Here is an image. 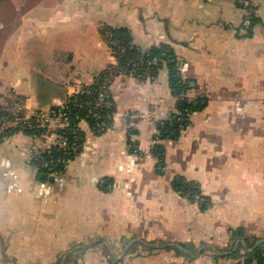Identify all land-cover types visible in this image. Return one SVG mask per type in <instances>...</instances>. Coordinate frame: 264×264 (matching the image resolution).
<instances>
[{
  "label": "crops",
  "instance_id": "1",
  "mask_svg": "<svg viewBox=\"0 0 264 264\" xmlns=\"http://www.w3.org/2000/svg\"><path fill=\"white\" fill-rule=\"evenodd\" d=\"M254 1L251 34L233 0H44L19 18L0 12V95L13 91L26 116L116 63L101 26L126 28L143 50L170 47L181 83L166 64L150 79L115 75L108 128L80 121L82 148L45 179L31 150L53 134H0V264H233L243 239L232 229L264 241V0ZM181 100L202 106L156 154L158 126Z\"/></svg>",
  "mask_w": 264,
  "mask_h": 264
},
{
  "label": "trees",
  "instance_id": "2",
  "mask_svg": "<svg viewBox=\"0 0 264 264\" xmlns=\"http://www.w3.org/2000/svg\"><path fill=\"white\" fill-rule=\"evenodd\" d=\"M256 17H253L251 20V24L248 28L247 34H251V27L255 24ZM104 40L108 43L112 51V55L116 60V65L109 64L104 69L96 74L93 81L90 84L83 85L82 88L71 97L61 106H52L53 110H58L59 108H63L65 112L69 115L68 126L65 128H61L58 132L63 135L68 136V143L71 145L72 139L71 134L73 132H78L82 134L79 129L78 123L80 119L86 117L87 109H86V101L89 100L87 97V90H99V86L106 82L108 85L111 82L112 76L115 74L113 69L116 66L125 65L127 63L128 58L134 57L137 54L144 56L145 58L152 60V71L151 75H155L157 69L162 66V64H166L170 74V81L174 89L181 86V83L178 80L174 79V76L178 74L176 69L177 60L172 52L171 48L167 45L160 44L158 46H152L147 49H140L139 46L134 42L129 31L124 27H108L104 29L102 32ZM186 85V84H185ZM202 104L198 102L196 105L192 102L185 101V104L180 108V114H176L172 116L170 119L163 121L158 129L160 131V137H174L178 134L180 128L185 126L188 121L187 112H193L195 110L200 109ZM108 112L112 113V107L108 110ZM89 122L90 126L93 125V122L90 118H86ZM156 154H160L159 145L154 148ZM63 153L62 150L57 151V146L51 147L50 155L52 157L60 156L62 159H72L78 153L73 150H65ZM51 158L48 157L46 152H43V158ZM32 164L37 168L38 175L45 179L52 170L48 168H42L39 166L38 162L34 159L31 160ZM63 162L59 163L55 170L57 172L63 171ZM48 178V177H47ZM174 186L177 190H179L182 194H187L191 199H195V195L201 197L203 194L201 193L200 187L194 183H185L177 184L174 182ZM206 197V196H205ZM200 208H206V202H199ZM231 238L233 241L238 238H242L243 242H239L238 247L234 250L230 251L228 255L232 256L235 259L233 264H264V241L258 242L257 237L245 236L240 228L232 229Z\"/></svg>",
  "mask_w": 264,
  "mask_h": 264
},
{
  "label": "built area",
  "instance_id": "3",
  "mask_svg": "<svg viewBox=\"0 0 264 264\" xmlns=\"http://www.w3.org/2000/svg\"><path fill=\"white\" fill-rule=\"evenodd\" d=\"M238 6L244 8V18L242 20V28L248 29L251 20L255 17L257 12V6L254 0H233ZM152 60L145 58L144 56L137 54L134 57L128 58L125 65L116 66L113 71L115 74H129L138 76L144 79H150L154 76L151 75L152 71ZM116 65V63L114 64ZM110 84L103 82L99 86V90H87L86 94L89 100L86 101L87 114L86 118H90L93 122L91 128L94 133L101 134L110 125L111 115L108 110L112 107ZM82 86L78 89V91ZM77 91V92H78ZM76 92V93H77ZM0 96V134L10 135L16 132H22L31 136H44L51 132L53 136H56V140L46 148H40L35 146L31 150V160L38 162L42 168H48L51 172L59 174L65 170L67 162L71 159H62L60 156L52 157L50 155L51 147L57 146V151L62 150L65 153L67 149L79 152L82 148L83 135L78 132L71 134L72 143H68V136L58 132L57 129L65 128L68 126L69 115L59 108L53 110L51 107L45 110H38L32 116H26L24 114L20 100H16L11 94L4 97L5 100ZM63 105V104H62ZM62 105H60L62 107ZM79 121V122H80ZM87 121V120H86ZM56 128V130H53ZM43 152H46L48 157L43 158ZM63 162V171L57 172L55 170L59 163Z\"/></svg>",
  "mask_w": 264,
  "mask_h": 264
},
{
  "label": "rangeland",
  "instance_id": "4",
  "mask_svg": "<svg viewBox=\"0 0 264 264\" xmlns=\"http://www.w3.org/2000/svg\"><path fill=\"white\" fill-rule=\"evenodd\" d=\"M38 1H44V0H0V12H4V17H15L19 18L20 15H22L24 12H26L33 4L37 3ZM54 1H60V0H54ZM109 26H101V31L103 32L104 29H107ZM101 32V33H102ZM103 36V35H102ZM106 42V41H105ZM108 45V43L106 42ZM109 47V46H108ZM110 48V47H109ZM111 51V49H110ZM112 52V51H111ZM12 95L16 100H22L20 97H18L13 91H8L3 93L2 96L3 100H5L4 97H7L9 95ZM75 94V93H74ZM112 100V99H111ZM56 129V128H54ZM59 129H57L58 131ZM54 140H56V136H54ZM168 137L161 136L154 142V146L159 145V147H162L161 141L166 140ZM158 143V144H157ZM53 173V172H52ZM51 174V173H50ZM56 174V173H53ZM196 196V195H195ZM202 197V196H201ZM203 199V198H202ZM205 200L206 204L208 203L206 199Z\"/></svg>",
  "mask_w": 264,
  "mask_h": 264
},
{
  "label": "water",
  "instance_id": "5",
  "mask_svg": "<svg viewBox=\"0 0 264 264\" xmlns=\"http://www.w3.org/2000/svg\"><path fill=\"white\" fill-rule=\"evenodd\" d=\"M174 79H178V76H174ZM184 104H185V100H181V105H184Z\"/></svg>",
  "mask_w": 264,
  "mask_h": 264
}]
</instances>
